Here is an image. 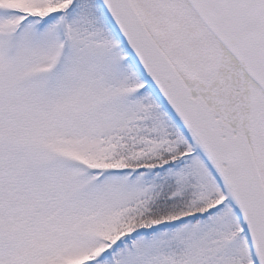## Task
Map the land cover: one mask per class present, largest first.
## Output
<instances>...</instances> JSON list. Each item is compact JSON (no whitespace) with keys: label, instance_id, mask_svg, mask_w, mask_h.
<instances>
[{"label":"snow or ice","instance_id":"6c2138e0","mask_svg":"<svg viewBox=\"0 0 264 264\" xmlns=\"http://www.w3.org/2000/svg\"><path fill=\"white\" fill-rule=\"evenodd\" d=\"M0 264H264V0H0Z\"/></svg>","mask_w":264,"mask_h":264}]
</instances>
